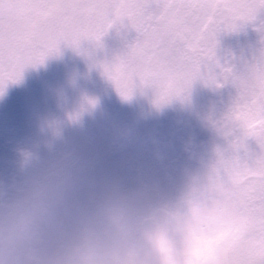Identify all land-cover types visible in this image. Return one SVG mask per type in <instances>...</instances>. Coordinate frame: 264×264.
<instances>
[{
    "label": "clouds",
    "instance_id": "1",
    "mask_svg": "<svg viewBox=\"0 0 264 264\" xmlns=\"http://www.w3.org/2000/svg\"><path fill=\"white\" fill-rule=\"evenodd\" d=\"M264 146L186 180L100 178L75 160L45 167L0 197V264H264V245L240 224ZM38 163L25 159V169Z\"/></svg>",
    "mask_w": 264,
    "mask_h": 264
},
{
    "label": "snow or ice",
    "instance_id": "2",
    "mask_svg": "<svg viewBox=\"0 0 264 264\" xmlns=\"http://www.w3.org/2000/svg\"><path fill=\"white\" fill-rule=\"evenodd\" d=\"M264 0H0V84L15 80L27 65L41 62L64 43L79 48L99 41L114 24L136 39L113 62L101 64L117 92L152 89L155 103H167L193 81L236 91L213 127L222 143L215 166L264 146V26L257 55L241 73L220 65L216 35L252 21ZM252 175L264 181V162ZM240 224L264 245V184L240 211Z\"/></svg>",
    "mask_w": 264,
    "mask_h": 264
},
{
    "label": "flooded vegetation",
    "instance_id": "3",
    "mask_svg": "<svg viewBox=\"0 0 264 264\" xmlns=\"http://www.w3.org/2000/svg\"><path fill=\"white\" fill-rule=\"evenodd\" d=\"M261 26H264V10H259L252 21L242 23L234 30L218 32L217 62L233 72L245 71L261 47L258 31ZM135 39L134 31L124 38L125 43L117 49L116 57L122 55ZM95 72L92 76L90 71L87 77L95 84L93 89L97 94L96 124L88 120V123L67 129L47 120L42 124L40 113L29 117L35 111L34 105L27 101L29 99L24 98L20 104L19 98H12L19 103H8L0 115L1 129L4 132L7 128L14 130L20 126V129L10 134V142L3 141L8 138L7 134L0 141V197L14 195L45 167L71 160L86 165L96 176L110 181L128 177L119 172L124 165L144 161L150 174L148 180L161 184L167 192L172 188L178 192L186 180L214 161L215 148L222 141L208 146L206 140L210 133L216 132L212 122L224 115L236 94L231 83L216 87L197 79L184 93L159 105L155 103L152 89H135L128 98H141L144 104L135 114H128L124 108L115 109L106 131L103 96L107 76L101 69L96 68ZM115 92L118 93L116 89ZM124 98L120 95V105ZM203 131L208 135L202 139ZM202 148L213 151L206 152ZM197 154L202 156L201 165L194 163L198 162ZM27 157L38 159V163L25 169Z\"/></svg>",
    "mask_w": 264,
    "mask_h": 264
},
{
    "label": "rangeland",
    "instance_id": "4",
    "mask_svg": "<svg viewBox=\"0 0 264 264\" xmlns=\"http://www.w3.org/2000/svg\"><path fill=\"white\" fill-rule=\"evenodd\" d=\"M122 29H123V32H122V34H121V36H120V33L118 34V39H121V38H123V37H128L133 31L131 30V29H128V28H126V27H124V26H122ZM121 29V30H122ZM112 39H114V44H115V37L114 38H112ZM100 41V40H99ZM91 42V44H94V42L93 41H90ZM116 44H117V41H116ZM94 45H97V44H94ZM106 49V48H105ZM113 50V49H112ZM105 51V50H104ZM102 53H103V50H101L100 51V53H99V56H100V58L97 60H94V61H99V64H103V63H108L107 62V58L111 55V51L107 54V55H102ZM56 56V59H57V61H59V59L60 60H63V56H64V54L63 53H61L60 55H55ZM49 57V56H48ZM103 57H105V59H103ZM49 59H50V57H49ZM46 62V63H45ZM66 65H67V60L64 62ZM80 63V62H79ZM44 64H45V67H46V70L50 73L49 74V77H51L52 76V74H54L55 72H56V60L54 59V58H51L50 60H47L46 58H44L41 62H38V63H36V64H34V65H27V66H25L24 68L26 69V71H28L29 73L31 72V73H33V74H35V75H37V71H38V69H39V71H41V75H44V74H46V70H43V67L42 66H44ZM77 67H78V64H77ZM93 67H95V66H93ZM75 70H77L76 68H75ZM79 70V69H78ZM77 70V71H78ZM79 72V71H78ZM73 73V72H72ZM71 74L69 73V71H68V68H64V71L62 72V74H61V76H60V80H59V83L57 84H55V85H58V87H61V88H63V87H65L66 86V84H68V85H72V83H73V85H74V87H77L78 85H82L83 86V81H82V79L81 78H79V76L77 77V78H74V76H71V78L69 77ZM42 81H44V79L42 78ZM18 82H20V79L18 80ZM38 83V82H37ZM82 86H81V88H82ZM81 99H83L82 98V96L80 97ZM88 101H85L86 103H85V107H84V105L83 106H81V107H79L78 109H76V108H74V106H73V109L74 110H69L68 111V113L69 114H67V117H68V120H69V122L71 123V125H72V127L73 126H75V125H78V124H81L82 122L81 121H79V122H77L80 118H87L91 113L90 112H88V110H90V109H94L95 107H96V98L91 94V91H90V94H89V96H88ZM144 99V98H143ZM59 100V98L58 97H56L55 98V101H58ZM76 101H73V103H75ZM82 104H83V101H80ZM127 102H130V101H127ZM126 102V103H127ZM142 104H144V101L141 99V98H139V99H134L133 101H132V103H131V105L132 106H135V109L137 108V107H139V106H141ZM132 109H133V107H132ZM60 111H62V109L61 108H58V107H56V108H53L52 110H51V113L52 114H55V113H60ZM141 113H142V111H140ZM126 117H124L123 118V120L125 119ZM109 125H110V120H109V122L108 121H106V125H105V129L106 130H108V128H109ZM185 136H187L188 134L187 133H185L184 134ZM215 135L216 134H213V136H211L212 137V139L215 137ZM210 138V137H209ZM218 138V140H220L221 141V138L220 137H217ZM212 139H210L211 141H217V140H212ZM209 140V139H208ZM208 140H206V143H207V145H208ZM210 143V142H209ZM209 145H211V143L209 144ZM208 145V146H209ZM218 146H219V144H218ZM217 148V147H216ZM216 148H215V150H216ZM203 150H205L206 152H208V151H210V152H212L213 150L211 149V150H207V149H205V148H202ZM144 161H140V162H132L131 164L129 163V164H126L124 167H123V169H121L122 171H121V176H128L127 178H125V179H121V180H116V181H114V182H119V183H122V184H125V185H129V186H131V185H135V184H138V183H140V182H144V181H146L145 180V176H150L149 175V173H148V171L146 170V172L148 173H145L144 171H141L144 167ZM125 169H129V171L128 172H125L124 170ZM202 171V170H201ZM169 194H171V191H169L168 192Z\"/></svg>",
    "mask_w": 264,
    "mask_h": 264
}]
</instances>
